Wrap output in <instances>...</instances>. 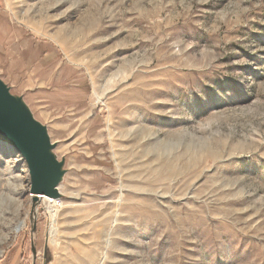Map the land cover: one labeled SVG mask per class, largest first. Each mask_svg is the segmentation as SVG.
Masks as SVG:
<instances>
[{
	"label": "rangeland",
	"instance_id": "obj_1",
	"mask_svg": "<svg viewBox=\"0 0 264 264\" xmlns=\"http://www.w3.org/2000/svg\"><path fill=\"white\" fill-rule=\"evenodd\" d=\"M0 79L64 160L34 264H264V0H0ZM24 164L0 264H33Z\"/></svg>",
	"mask_w": 264,
	"mask_h": 264
},
{
	"label": "water",
	"instance_id": "obj_2",
	"mask_svg": "<svg viewBox=\"0 0 264 264\" xmlns=\"http://www.w3.org/2000/svg\"><path fill=\"white\" fill-rule=\"evenodd\" d=\"M21 96L14 95L0 79V144L17 153L26 166L31 197L30 234L32 260L36 255L33 236L36 233L37 196L58 200V190L65 175L64 160L54 153L46 126L37 121Z\"/></svg>",
	"mask_w": 264,
	"mask_h": 264
},
{
	"label": "bare ground",
	"instance_id": "obj_3",
	"mask_svg": "<svg viewBox=\"0 0 264 264\" xmlns=\"http://www.w3.org/2000/svg\"><path fill=\"white\" fill-rule=\"evenodd\" d=\"M37 200H39L38 204H39V203H40V204H45V203H47V207L49 208V209H48V208H47V209H48L50 212H54V210L52 209L53 204L58 203V200H56V199H51V198L42 197V196H37ZM20 227H21V225H20ZM20 227L17 226V227L15 228L14 231H18V230H20Z\"/></svg>",
	"mask_w": 264,
	"mask_h": 264
},
{
	"label": "crops",
	"instance_id": "obj_4",
	"mask_svg": "<svg viewBox=\"0 0 264 264\" xmlns=\"http://www.w3.org/2000/svg\"><path fill=\"white\" fill-rule=\"evenodd\" d=\"M60 63H56L55 65H54V67L50 70V72H53V71H55L56 69H57V66L59 65ZM36 70L38 71V70H42L40 67H37L36 68ZM51 75H52V73H49L48 74V76H49V78L51 77Z\"/></svg>",
	"mask_w": 264,
	"mask_h": 264
}]
</instances>
